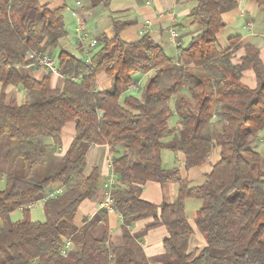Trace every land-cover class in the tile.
I'll use <instances>...</instances> for the list:
<instances>
[{
	"label": "trees",
	"instance_id": "obj_1",
	"mask_svg": "<svg viewBox=\"0 0 264 264\" xmlns=\"http://www.w3.org/2000/svg\"><path fill=\"white\" fill-rule=\"evenodd\" d=\"M92 1L106 8L111 3ZM191 1L196 6L189 17L201 30L177 47L175 58L149 35L123 41L120 33L129 24L115 23L116 35L98 40L100 49L89 61L60 51L63 86L53 89L50 72L41 80L32 76L29 66L38 64L28 54L52 56L67 37L66 4L0 0V144L6 142L11 161L0 190V264H152L140 239L158 225L168 232L162 264H264V169L253 148L264 130V64L251 44L234 63L239 37L227 49L219 42L222 14L236 9L238 0ZM253 1L264 10V0ZM246 70L254 71L255 88L241 81ZM100 74L112 80L110 89L98 88ZM140 76H147L141 95L127 96ZM9 86L25 90L19 106L7 101ZM174 117L178 126L170 127ZM69 123L76 124V134L62 155L60 136ZM93 145L110 146L114 153L111 207L122 217L121 245L111 240L107 207L83 227L75 225L80 204L101 191L99 169L85 174ZM217 147L220 160L201 185L163 166L165 149L181 153L189 170L206 163ZM149 181L178 184L175 201L160 206L143 201L142 187ZM56 184L77 196L63 205L65 194L49 195ZM43 198L46 219L34 221L30 207ZM195 198L202 200L194 219L207 246L189 252L193 228L185 201ZM18 210L23 218L11 222ZM144 218L153 224L132 234ZM99 222L104 231L98 238L91 229Z\"/></svg>",
	"mask_w": 264,
	"mask_h": 264
},
{
	"label": "crops",
	"instance_id": "obj_2",
	"mask_svg": "<svg viewBox=\"0 0 264 264\" xmlns=\"http://www.w3.org/2000/svg\"><path fill=\"white\" fill-rule=\"evenodd\" d=\"M39 2H41V5H47L49 7L59 6L63 3L67 6L64 12V19L68 35L61 40L63 47L60 50L55 49L53 51L51 57L56 60L60 51L65 50L80 59L89 61L93 54L100 49L99 43L97 42V45L93 46L92 41H98L104 36L110 39L113 38L116 35L115 23H121L123 25L124 23L129 24L120 33V38L123 41L136 42L144 35H149L151 39L163 47L167 55L171 58L176 57L177 47L179 45H186L192 36L201 30L200 27L192 24V19L189 17L191 9L196 6V3L191 0H111L108 8L103 5H97L92 0H39ZM258 7V4L253 0H238L236 9L226 10L222 14L225 27L218 36L221 46L227 49L230 47L231 38H240L238 42L239 48L233 52L234 63H237L239 58L245 53L244 46L251 44L260 50L261 60L264 64V10ZM78 16L85 21L84 28H86L88 33V38L84 41L81 39L77 30ZM174 30L179 34L176 38L172 35ZM61 42L59 46H61ZM29 70H31L32 76L38 80L45 78L48 73L45 68L39 65H31V67L29 66ZM140 79L146 80L147 76L137 78L138 81ZM241 81L250 88H255L257 85L253 70L242 72ZM62 82L61 75H52L51 86L53 89L62 88ZM99 84L105 89H109L112 81L109 78H104L101 82H98V88L102 89ZM6 93L7 101L14 103L13 105L19 106L25 100L26 92L22 88L9 86ZM175 119L177 121V118ZM75 134L76 124L74 123L73 126L70 123L67 124L60 136V144L58 147L60 154L63 155L66 153ZM164 151L165 157L163 156ZM163 152V166L166 162L170 170L178 168L181 176L187 178L193 186L201 185L204 181V175L210 173L213 166L220 160V156L216 157V155H211L209 160L203 165L186 170L185 157L181 153L169 149H165ZM113 156L114 153L111 147L107 145H93L88 148L85 174L89 176L94 168L99 169L101 175V191L97 199L93 201L87 199L80 204L75 219L77 229L83 227L85 222L90 221V219L93 220L97 212L102 208L103 202L105 201L104 195H106L103 185L109 182L113 175L112 168L110 167ZM64 193V188L60 184H56L51 188L49 195L61 197ZM177 193L178 184L176 183L162 185L155 181H149L142 187L141 198L143 201L160 206L165 202L172 203L175 201ZM45 201L46 198H43L36 204L31 205L32 220L45 221ZM192 201L193 199H187L185 201V213L193 228V233L189 239V252H194L207 246L206 237L199 231L194 219L196 212L202 204H195ZM189 206L191 213H187ZM15 213H22V210L11 214L9 219L11 222H16V220H12V216ZM108 220L112 242L116 245H121L123 233L121 229V215L116 211H109ZM153 222L154 219L152 218H144V220L136 222L133 228H131L132 234L144 232L146 227L153 224ZM96 226H102V223L99 222ZM167 237L168 232L166 228L158 225L150 229L140 239L143 252L152 264H162L165 256L164 241Z\"/></svg>",
	"mask_w": 264,
	"mask_h": 264
},
{
	"label": "rangeland",
	"instance_id": "obj_3",
	"mask_svg": "<svg viewBox=\"0 0 264 264\" xmlns=\"http://www.w3.org/2000/svg\"><path fill=\"white\" fill-rule=\"evenodd\" d=\"M62 47L63 46H62V42H61V46H59L57 48V50L58 49L60 50ZM104 78L107 79V76L105 74H100L99 77H98V82H101ZM140 81L142 82V84H141L142 86L141 87L143 88L146 80L145 79L144 80L140 79ZM101 87H102L103 90H106L103 86H101ZM111 87H112V85H111ZM140 92L139 91L130 90V91H128L126 93V95L127 96L128 95L140 96L141 95ZM10 104H14V103L11 102ZM175 118H177V117H174L171 121H169V126L170 125H172L173 127L174 126H176V127L178 126V121H176ZM214 122H215V131L216 132L220 131L221 130V124L217 121V119H215ZM73 124L74 123H70V125H72V126H73ZM253 148H254L255 151H257L261 155V159H262L261 160V165H262V168L264 169V130L259 134L257 139L253 142ZM220 152H221L220 147H217V148L214 149L212 156H215V155H216V157L220 156L221 155ZM119 153L122 154L123 151L120 150ZM163 156L165 157V151L163 152ZM10 165H11V161H8V159H7V145H6V142H3L2 144H0V175H2V176H0V190L5 187L6 176H4V175H7V173L10 171V168H11ZM164 168L167 169V170H170L169 166H168V164L166 162L164 163ZM3 176H4V178H3ZM64 194H65L66 197L63 200V205H67L70 201H72L77 196V192L76 191H72V192H70L67 195H66V193H64ZM192 202H194L195 204H199V205L202 204V200L201 199H197V198L193 199ZM190 209L191 208L189 206L188 210H187V213H191ZM35 217H37V216L35 215ZM22 218H23L22 213H15L12 216V220H16V221H18V220H20ZM76 227H77V225H76ZM91 230H92L93 235L99 238L103 234L104 227L103 226H99V227L96 226V227H94Z\"/></svg>",
	"mask_w": 264,
	"mask_h": 264
},
{
	"label": "built area",
	"instance_id": "obj_4",
	"mask_svg": "<svg viewBox=\"0 0 264 264\" xmlns=\"http://www.w3.org/2000/svg\"><path fill=\"white\" fill-rule=\"evenodd\" d=\"M85 27V21L80 18L78 16V22H77V30L80 34V37L81 39L84 41L88 38V33L86 31V28ZM172 35L174 38L178 37L179 34L176 30H174L172 32ZM97 40H93L92 41V45L95 46L97 45ZM28 59L30 60H33L35 61L39 66L45 68V70H47L48 72H50L52 75H61L60 74V71H59V68H58V64H57V60L53 59V57L51 56H48V55H38L37 53L35 52H31L28 54ZM142 82L139 80L137 82H133L130 84L129 88H128V91L130 90H133V91H139L140 92V89H141V85ZM110 167L112 168V162H110ZM115 183V177L114 175L111 176L109 182H107L105 184V190H106V198H105V201L103 202V205L102 207H107L109 209V211H114L112 209V195H111V190H112V186L113 184ZM71 247V242L68 241L66 242V244H64V248H63V253L65 254V251L70 249Z\"/></svg>",
	"mask_w": 264,
	"mask_h": 264
}]
</instances>
